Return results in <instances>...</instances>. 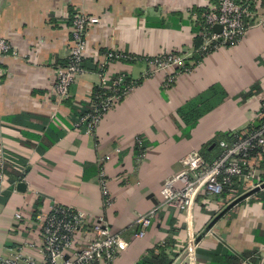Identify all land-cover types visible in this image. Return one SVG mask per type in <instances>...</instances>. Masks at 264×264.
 <instances>
[{
	"label": "crops",
	"instance_id": "obj_1",
	"mask_svg": "<svg viewBox=\"0 0 264 264\" xmlns=\"http://www.w3.org/2000/svg\"><path fill=\"white\" fill-rule=\"evenodd\" d=\"M217 2L0 0V37L15 51L0 55V146L6 160L0 254L22 244L40 258L24 242L40 243L36 215L59 204L102 216L125 236L128 246L117 264H141L160 248L170 264L182 256L190 237L197 264H264V186L226 209L209 229L233 201L225 194L207 201L199 197L189 211L161 203L163 181L197 157H217L223 136L251 123L258 106L254 95L264 89V0H252L253 17L238 44L193 59L200 55L196 34L202 8ZM75 12L99 22L86 32L82 75L68 97L57 101L55 68L65 61ZM110 49L142 58L106 68L111 75L128 73L135 88L92 131L74 129L76 112L86 108L99 82L95 64L100 66ZM168 53L192 66L164 88L165 70L146 75L143 58ZM212 86L223 93L221 100L194 125L187 123L181 109ZM156 207V219L138 237L136 217Z\"/></svg>",
	"mask_w": 264,
	"mask_h": 264
},
{
	"label": "built area",
	"instance_id": "obj_2",
	"mask_svg": "<svg viewBox=\"0 0 264 264\" xmlns=\"http://www.w3.org/2000/svg\"><path fill=\"white\" fill-rule=\"evenodd\" d=\"M252 0H218L217 4L207 6L203 12L204 25L200 52H211L221 48H231L238 44L246 34L248 21L252 20ZM99 22L97 16L75 12L70 24L71 38L68 42L65 63L55 68L53 92L57 101L68 97L70 88L84 71L82 65L86 52V32ZM249 24V25H248ZM220 26V30L214 26ZM15 53L14 47L0 37V55ZM100 63L99 85L101 92L94 94L92 110L73 121L74 129L86 128L92 131L103 115L115 107L131 93L136 83L126 72L111 75L107 65L118 60H142L136 56H126L118 50H105ZM147 65L146 75L165 70L164 88L174 82L182 71H188L184 58L168 53L153 58H143ZM92 94V93H91ZM258 102L251 123L229 133L228 139H221L220 154L212 161L195 158L179 171L167 177L160 188L162 206L189 211L199 197L207 198L225 194L232 201L248 190L259 187L263 182L264 170V89L254 95ZM93 97L90 96V102ZM5 156L0 146V191L4 182ZM103 174V173H102ZM103 194L107 195L105 181L102 180ZM241 189V190H240ZM110 203V199H106ZM157 207L136 217L137 232L142 237L157 216ZM40 243L24 242L41 254L40 258L26 253L25 247L18 244L0 254V264H117L121 252L128 246V240L114 231L102 216L92 218L89 214L66 205H52L44 214H37ZM195 239L190 237L182 256L170 264H197L194 257ZM264 263V259H263Z\"/></svg>",
	"mask_w": 264,
	"mask_h": 264
},
{
	"label": "trees",
	"instance_id": "obj_3",
	"mask_svg": "<svg viewBox=\"0 0 264 264\" xmlns=\"http://www.w3.org/2000/svg\"><path fill=\"white\" fill-rule=\"evenodd\" d=\"M206 10H207V8H202V19L200 21V27L201 28L204 25L203 12ZM198 31H201V29L197 30L196 35L198 37V40L196 42V48H199V46L201 45V36L199 35ZM198 52L200 53V55H198V57L196 56L193 59H200L201 57H203L204 54H206L204 52H200V51H198ZM64 63H65V61L63 62V64ZM185 64L189 65V63H187V62ZM82 65H83V67H85V59H84ZM95 65L97 67V71L98 70L100 71L99 65H97V64H95ZM100 92H101V89H100L99 85H95L92 89V94H91L93 97L92 102H89L88 104H86V106H85L86 108H84V110L82 112L77 111L75 115H77V117H78L83 113L90 112L92 110V104H93L94 99H95L94 94L100 93ZM221 94H223V93L220 91V89L212 86L206 94L204 93L203 98L201 97L200 99H197V101L194 103H187L186 108L181 109L183 119L187 123H192L194 125L197 118L202 113H204L206 110H209L214 105V102L216 103V101L219 102V100H221V98H222ZM95 101H96V99H95ZM187 106H188V108H187ZM195 115H196V117H195ZM76 119L73 118V121H76ZM229 133L230 132L226 133L223 136V139H228ZM208 161H212V160H208ZM262 169L264 170V161L262 163ZM208 255L212 256L213 253H208ZM140 263L141 264H168L169 263V257L167 254H165L164 248H160V254L159 255L152 252V253H150V255L144 257Z\"/></svg>",
	"mask_w": 264,
	"mask_h": 264
},
{
	"label": "water",
	"instance_id": "obj_4",
	"mask_svg": "<svg viewBox=\"0 0 264 264\" xmlns=\"http://www.w3.org/2000/svg\"><path fill=\"white\" fill-rule=\"evenodd\" d=\"M214 29H216V30H220V26H218V25H215L214 26ZM262 186H264V183H262L261 184V187ZM256 188H258V187H256ZM255 188V189H256ZM253 191H255L254 189H251L250 191H248V192H245L244 194H242V195H240L238 198H236V199H234L230 204H228V206L223 210V211H221V212H219V214H217L212 220H211V222H210V224H209V226H208V228L207 229H209V227L223 214V212L226 210V209H228L230 206H232V205H234L235 203H237L239 200H241L242 198H244V197H246V196H248L249 194H251ZM199 237V236H198ZM198 240V239H197Z\"/></svg>",
	"mask_w": 264,
	"mask_h": 264
},
{
	"label": "rangeland",
	"instance_id": "obj_5",
	"mask_svg": "<svg viewBox=\"0 0 264 264\" xmlns=\"http://www.w3.org/2000/svg\"><path fill=\"white\" fill-rule=\"evenodd\" d=\"M219 196H221V195H219ZM211 197H213V198H214V197H216V196H210V197H208V198L210 199Z\"/></svg>",
	"mask_w": 264,
	"mask_h": 264
}]
</instances>
